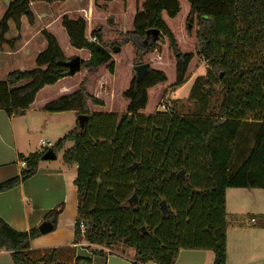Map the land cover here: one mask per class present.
I'll use <instances>...</instances> for the list:
<instances>
[{
  "label": "trees",
  "instance_id": "16d2710c",
  "mask_svg": "<svg viewBox=\"0 0 264 264\" xmlns=\"http://www.w3.org/2000/svg\"><path fill=\"white\" fill-rule=\"evenodd\" d=\"M64 1L12 0L0 21V51L10 21L18 31L23 17L35 22L32 2ZM185 1L187 33L191 35L195 27L198 55L210 62L222 84L219 94L224 104L217 115L205 114L199 102L191 116L143 114L149 90L168 81L165 71L150 66L144 79L137 82L134 76L122 93L129 101L124 114L95 112L106 106L96 93L97 82L107 72L115 74V55L127 46L135 66L148 56L163 58L167 46L175 57L174 86L186 80L196 55L184 49L168 23L182 11V0H144L131 31L113 27V17L108 18L109 27L98 23L90 33L84 15L61 19L70 46L91 55L82 61L86 73L78 89L44 108L49 113L75 111L88 116L84 127L52 147L56 153L64 150L63 161L77 167L74 243L82 237L91 245H101L105 239L110 246L122 242L135 250L132 264H174L182 249L210 250L213 264H227V189H264V0ZM112 2L94 0V6L108 12ZM150 30H158V36L148 34ZM42 34L48 47L38 55L37 68L13 71L0 81V109L9 116L30 109L44 87L76 74L69 73L66 63L71 58L57 37L48 29ZM203 91L211 97L217 94L213 87ZM245 127L253 130V145L236 164ZM68 143L72 146L65 149ZM45 151L25 156L26 167L19 176L0 183V193L34 176ZM135 163L138 166L132 169ZM133 194L136 205L129 203ZM164 200L166 213L160 206ZM63 210L60 204L44 217L53 223V231ZM39 236L38 227L19 231L0 217V251L9 252L14 264H92L91 258L77 256L73 246L32 249L31 241Z\"/></svg>",
  "mask_w": 264,
  "mask_h": 264
},
{
  "label": "crops",
  "instance_id": "0c3cea01",
  "mask_svg": "<svg viewBox=\"0 0 264 264\" xmlns=\"http://www.w3.org/2000/svg\"><path fill=\"white\" fill-rule=\"evenodd\" d=\"M11 1L0 0V21ZM85 3L86 0H66L53 3L32 2L30 7L35 16V22L30 24L28 19L23 17L21 30L18 31L14 22L10 21V30L6 35L7 42L0 51V63L9 58L19 63L24 60L25 63L28 62L31 65L35 62V66L14 69L11 72L36 69L38 55L48 47V42L42 34L43 29H48L53 33L64 50L81 53L82 51H77L70 46L64 28H55V25L61 26L60 19L64 15H82L83 11L88 15L92 13L90 8H83ZM88 20L91 21L90 18ZM58 35H61L64 44ZM17 37L20 38L16 40ZM8 74L0 78V81H5ZM83 74L79 80H75L76 74L66 77L54 85V87L61 86V89L58 90L59 97L77 90ZM23 84L25 83L20 85ZM47 87L50 86L44 87L38 93L32 107L23 114L9 116L6 111L0 109V183L20 175L23 169L21 161L25 156L32 152H42L38 146L29 150L24 148V138L21 140L18 136L16 118L22 119L25 124L31 114H45L47 112L44 109L45 106L53 100V97H57L43 95L40 100L39 95ZM52 114H73L74 120L78 115L75 111ZM73 125L72 127H75L76 121ZM24 134L27 137L31 132L26 128ZM42 140L44 139L40 140V148L46 146ZM48 148L50 147L46 146L45 150ZM54 161L41 160L38 172L34 176L21 182L13 189L0 193V217L16 230L29 231L38 227L48 212L63 204L64 210L58 218L56 230L45 235L41 234L33 239L31 241L32 249L73 246L77 256L91 258L92 264H132L135 257L133 248L128 247L120 251L103 247L97 249L95 248L98 247L96 244H90L91 247H87L84 242L74 243V227L78 213L77 187L74 184L77 167L70 166L64 161L61 165H53ZM256 190L227 189L226 211L230 224L227 231V264H264V208L258 209L251 206L254 201L257 204L259 200L264 202V192H260L258 199ZM246 215H252L248 221V224L251 225L247 224ZM252 219H256V222L253 223ZM94 250L102 251V254H94ZM214 259L215 255L210 250L182 249L174 264H213ZM0 264H14L9 252L0 251ZM146 264L156 263L148 262Z\"/></svg>",
  "mask_w": 264,
  "mask_h": 264
},
{
  "label": "rangeland",
  "instance_id": "374dc122",
  "mask_svg": "<svg viewBox=\"0 0 264 264\" xmlns=\"http://www.w3.org/2000/svg\"><path fill=\"white\" fill-rule=\"evenodd\" d=\"M143 2L144 0H114L109 6V11L102 12L95 9L94 0H86L83 8H90L92 12L89 15L85 11L82 12V15L91 19V21L88 20V33H90L98 23H102L104 26L109 27V17H113L114 19L113 27L119 30L131 31L133 29L135 14L138 9H141ZM188 13L189 4L187 1L182 0V11L176 18L168 19V23L174 31H177L178 38L182 40L184 49H190V51L196 55L190 66L189 74L181 85L174 86L176 80L175 57L172 51L168 50L167 46L163 48L165 52L163 58L156 57L155 55L146 57V62L144 63H148L150 67L165 71L168 81L149 90V102L143 114L155 115L157 113L166 114L178 112L182 113L184 116H191L197 106V103L195 102H199L203 106L202 108L205 114L217 115L224 104V96L219 94L222 87L221 81L216 78L214 72H212L210 62L206 58L198 55L197 43L195 40V27H192L191 35H188L187 33ZM56 27L63 28L59 24L55 25V28ZM58 36L64 44L61 35ZM64 51L67 57L73 58L75 56H80L82 61L88 60L91 56L88 51H80L81 53L73 52L72 50ZM131 51V46H127L121 51V53L115 55V74L110 75L107 72L104 74L103 78L97 82L96 93L101 99L105 100L106 106L104 108H95V112L118 114H124L126 112L129 101L122 95V93L129 88L132 79L136 76V66L132 63ZM95 62L96 59H94L93 63ZM31 66H35V62L31 65V63H25L24 60H22V63H19L9 58L0 63V78H3L14 69L30 68ZM83 73L85 74L86 71H78L75 80H79ZM206 81H210V83H207ZM50 87H47L41 92L39 95L40 100L43 98V95H46L47 97L57 96L55 98L53 97V100L59 98L58 90L61 89V86ZM210 87H213L217 92L213 97L205 94L203 91V89H208ZM74 117L73 114L55 115L45 112V114L42 115L33 113L29 116L28 121L25 124H23L22 119L16 118V126L19 133L18 136L21 140L24 138V148L29 150L38 146L41 151H44L46 146H44V148L39 147L41 145V139L50 141L54 147L63 136L70 133L74 128L80 126L79 115L76 116L75 120ZM75 121L76 125L75 127H72L74 126L73 124ZM26 128L31 132L27 137L24 134ZM252 145L253 130H248V128L245 127L243 130V136L238 141V154L235 160L236 164L243 161ZM71 146L72 143H68L65 149ZM63 153L64 150L58 153L57 160L53 162V165H61L63 163ZM256 192L259 199L260 192L262 193L264 190L257 189ZM260 201L261 200L258 201V204L254 201V204L252 203L251 206L258 209L264 208V202ZM251 217L252 215L245 216L247 224ZM79 242H84L87 247H91L86 237H82ZM97 246L98 247H95L97 249L103 247L113 248L120 251L128 248L122 242H116L110 246L107 244L106 239L101 245Z\"/></svg>",
  "mask_w": 264,
  "mask_h": 264
},
{
  "label": "water",
  "instance_id": "95a60500",
  "mask_svg": "<svg viewBox=\"0 0 264 264\" xmlns=\"http://www.w3.org/2000/svg\"><path fill=\"white\" fill-rule=\"evenodd\" d=\"M150 33H153L155 35V37H157L159 32H158V30H150V31H148V34H150ZM66 65L69 67V73L75 74L81 70L82 60H81L80 56H75V57L71 58L66 63ZM135 71H136V81L140 82L148 74L149 64L143 63L140 65H137L135 67ZM87 118H88V116L86 114H80L79 115V121H80L81 127L84 126V122H85V120H87ZM56 159H57V153L55 152V150L53 148H48L42 156L43 161H53ZM137 166H138V164L135 163L132 166V169H135ZM178 175H179V177L184 178V171H180ZM129 203L131 205L137 204V197L135 194H133L131 196V198L129 199ZM160 206H161V209L164 213H166L168 211L167 204H166L165 200L161 202ZM38 229L42 235H45V234H48L50 232H53L54 225L51 221L45 220L38 226Z\"/></svg>",
  "mask_w": 264,
  "mask_h": 264
},
{
  "label": "built area",
  "instance_id": "2783aa9c",
  "mask_svg": "<svg viewBox=\"0 0 264 264\" xmlns=\"http://www.w3.org/2000/svg\"><path fill=\"white\" fill-rule=\"evenodd\" d=\"M86 17V16H85ZM92 41H97L95 37L91 38ZM42 143L45 144L47 147H53L52 143L49 141L42 140ZM21 164L23 167H26V162L24 160L21 161ZM252 222L255 223L256 219H252ZM81 230L84 232L85 226L84 224H81Z\"/></svg>",
  "mask_w": 264,
  "mask_h": 264
}]
</instances>
